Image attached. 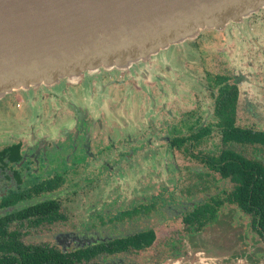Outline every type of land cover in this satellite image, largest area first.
<instances>
[{"label":"flooded vegetation","instance_id":"flooded-vegetation-1","mask_svg":"<svg viewBox=\"0 0 264 264\" xmlns=\"http://www.w3.org/2000/svg\"><path fill=\"white\" fill-rule=\"evenodd\" d=\"M248 21L236 32L240 52L219 53L223 71L203 70L206 85L182 72L151 92L143 71L111 70L60 91L54 85L13 93L15 102L22 93L42 95L45 106L35 125L7 121L10 127L0 129V205L20 195L0 208V215L21 214L8 231L25 247L66 255L68 264H264V104L254 102L253 81L242 73L257 55L264 74V10ZM202 37L175 46L169 65L184 69L199 59L204 67ZM154 60L150 70L167 59ZM86 85L92 94L96 86L107 89L102 107L85 104ZM225 86L237 93L225 109L231 121L218 114ZM205 93L211 111L202 105ZM65 98L72 100L55 106L56 119L46 103ZM47 202L55 205L50 220L34 223L27 210ZM71 208L85 214L76 226ZM47 232L51 240L38 242Z\"/></svg>","mask_w":264,"mask_h":264},{"label":"water","instance_id":"water-1","mask_svg":"<svg viewBox=\"0 0 264 264\" xmlns=\"http://www.w3.org/2000/svg\"><path fill=\"white\" fill-rule=\"evenodd\" d=\"M263 9L264 0H0V99L152 63Z\"/></svg>","mask_w":264,"mask_h":264},{"label":"rangeland","instance_id":"rangeland-1","mask_svg":"<svg viewBox=\"0 0 264 264\" xmlns=\"http://www.w3.org/2000/svg\"><path fill=\"white\" fill-rule=\"evenodd\" d=\"M264 10V9H263ZM262 11V10H261ZM250 19V17L248 18ZM248 19H246L245 21L242 22V24L238 27V29H234L231 27H228L222 31H212V30H204L201 33L204 35V37H202V39L200 41L204 42L206 44V46L208 47H204L202 52V56L204 58H202L204 61V67H202L203 64H201V61L199 59L197 63H192V66L189 65L188 63H184V65L186 67L181 66L180 64H174V65H169L170 63H168L167 60H170V56L169 54L172 52L171 50L174 48H170L168 51L164 52L160 58H166L167 60L164 61V63L158 64L157 67L154 66L152 68V70L149 69V67L151 66L152 63H148V64H144L141 68L140 66H135L133 67L131 70L140 72L143 71V74H146V81L149 80L150 78H152V84H154L153 86H150V91L152 92V89H158L159 87V83L161 82V79L163 77H166L168 80H172L175 81V79L177 80V77L180 75L182 76V72L187 73L188 75H190L193 78H196L197 81L203 82L206 85V81L204 79V71L205 70H209V72H213V73H219L223 71V66L224 63L222 60H219V53L222 52L223 50L226 51L227 55H229L230 53H233V55H236L240 52V49H238L236 47V43L238 42L237 35L236 32L237 30L239 31L240 29L242 30L245 26L249 27L247 24L249 23ZM248 21V22H246ZM244 23H246V25H244ZM236 25V24H235ZM234 25L235 28H237ZM231 28V29H229ZM233 30H235L233 32ZM230 34H232L233 38L231 40V37H228ZM236 34V35H235ZM230 38V41H229ZM197 38H194L193 40H196ZM193 40H189L185 43H182L180 45H178L177 47H181L182 45L191 42ZM198 40V39H197ZM206 41H208L209 43H207ZM209 44V45H208ZM246 51H251V55H253V49L252 48H246ZM205 55V56H204ZM245 60L249 59L248 55L243 54ZM198 58V57H197ZM254 66L251 68L250 66H248V64L245 65V68L242 70V73L245 76L249 77L250 81L252 85L250 88H248L251 91H253L251 93V96L256 100L254 102L258 103V104H264V74L263 71L259 70V64L260 61L257 59V55H255V60H253ZM242 64V62L240 63ZM261 68V66H260ZM149 69V70H148ZM204 70V71H203ZM123 71L121 73H124L126 70H120ZM104 72V71H102ZM102 78H97L96 82L101 81ZM151 81V80H150ZM179 82V81H177ZM174 82V83H177ZM70 83V82H69ZM76 83V82H74ZM146 83V82H145ZM150 83V82H149ZM150 83V84H151ZM169 83H173V82H169ZM67 84L66 80H62L60 81L57 85H53L54 89L57 91H60L61 89L64 88V85ZM86 99H85V104H92V103H97L100 102L102 105H100L101 107L105 104V102L108 100V95H107V89L104 90L105 88L103 87H97L96 86V90L97 93L96 94H92L89 92V88L90 86L86 85ZM200 87V85H199ZM263 89V91H262ZM21 92V91H18ZM18 92H14V93H18ZM90 93V95H88ZM13 94V93H12ZM12 94H8L5 97H3L2 99H0V129L3 128V126H8L9 124H7V121H11L13 122V127L17 128L16 123L17 121H21L25 124L26 127H29V124H34L36 122V118L37 116L42 114V110L44 108V104L41 103V96L40 98H35L34 94L31 92H29V95L27 94H21L20 99L21 101L19 102H15V99L13 97ZM67 99L72 100V98H65V100H57L54 105L52 104L51 101H48L47 104V108L50 109L51 105L54 107V112L53 114L56 115V119H57V112H56V108L55 106H62L63 103H65L67 101ZM201 102L203 101V107L206 111H211L212 109V103L213 100H210L208 94H204V96H202ZM206 102V103H205ZM19 103V106L16 107V104ZM144 105L149 106L146 102L143 103ZM113 104H110L109 106H112ZM170 106V105H169ZM256 107V106H254ZM243 110V109H242ZM260 110V109H259ZM259 110L256 113H259ZM247 114L244 113L243 111L240 113L239 115V120L241 122H243L246 118H247ZM246 121V120H245ZM156 125L160 127L159 122H156ZM6 128V127H5ZM148 153H144L143 154V158H147ZM131 166V165H130ZM58 173V172H57ZM59 174V173H58ZM81 198V196H80ZM71 213L73 214L71 217L72 223H77L79 221L82 220V218H85V214L82 211H79L78 209H70ZM78 224H75L74 226H76ZM38 228H32L30 229V232H35L37 233ZM40 233V235L43 234V231L39 230L38 231ZM35 236V235H34ZM51 240L49 233H46L45 238H40L38 240V242H42V241H47L49 242ZM23 241L26 244H30L31 242H36L35 240H28V239H23Z\"/></svg>","mask_w":264,"mask_h":264},{"label":"trees","instance_id":"trees-1","mask_svg":"<svg viewBox=\"0 0 264 264\" xmlns=\"http://www.w3.org/2000/svg\"><path fill=\"white\" fill-rule=\"evenodd\" d=\"M225 86L220 89V108L218 109V114L225 121H231V112L227 113L225 111L227 106L232 107L233 99L236 98L237 93L234 88L232 91ZM236 135V132H235ZM2 156V155H1ZM17 157H12L11 160H16ZM11 200H5L0 205L1 207L13 205L20 200V195H12ZM55 205L52 202H47L38 207H33L27 210L29 216L36 215L37 219L34 223L38 224L44 219L50 220L49 217H45L51 212H54ZM44 216L45 218H43ZM23 217V216H22ZM21 214L18 212L1 214L0 215V264H68V259L66 255H62L54 249L40 246H23L20 242V234L17 232H9V225L13 223L16 219H20ZM26 249H24L23 247ZM12 251V253L10 252ZM71 259V258H69ZM76 260L78 258L76 257Z\"/></svg>","mask_w":264,"mask_h":264},{"label":"crops","instance_id":"crops-1","mask_svg":"<svg viewBox=\"0 0 264 264\" xmlns=\"http://www.w3.org/2000/svg\"><path fill=\"white\" fill-rule=\"evenodd\" d=\"M164 61H166V60L159 61L158 63H162V64H163ZM154 62H155V60H154ZM170 62H172V60H170V61L168 60V63H170ZM162 64H161V65H162ZM157 65H158V64H157Z\"/></svg>","mask_w":264,"mask_h":264}]
</instances>
